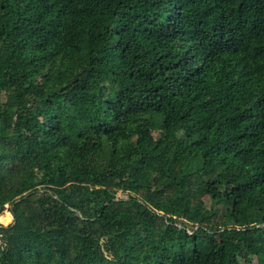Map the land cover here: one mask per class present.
I'll use <instances>...</instances> for the list:
<instances>
[{
	"label": "trees",
	"instance_id": "obj_1",
	"mask_svg": "<svg viewBox=\"0 0 264 264\" xmlns=\"http://www.w3.org/2000/svg\"><path fill=\"white\" fill-rule=\"evenodd\" d=\"M7 206L0 264H264V0H0Z\"/></svg>",
	"mask_w": 264,
	"mask_h": 264
},
{
	"label": "rangeland",
	"instance_id": "obj_2",
	"mask_svg": "<svg viewBox=\"0 0 264 264\" xmlns=\"http://www.w3.org/2000/svg\"><path fill=\"white\" fill-rule=\"evenodd\" d=\"M213 194H214V193L209 192L208 196H209L210 198H212V197H214ZM123 196H124V195H123ZM208 196L205 197V199H206V202L210 203L211 200L209 199ZM5 213H11V212H10V207H9V206H7V210L4 212V214H5ZM1 216H2V215H1ZM12 219H13V218H12ZM12 222H13V220H12L9 224H6V225H5V224H1V223H0V225H1V226H10ZM258 240L261 241L262 243H264V238H263L262 235H259V236H258ZM256 263H257V259L254 258V260H253V264H256Z\"/></svg>",
	"mask_w": 264,
	"mask_h": 264
},
{
	"label": "water",
	"instance_id": "obj_3",
	"mask_svg": "<svg viewBox=\"0 0 264 264\" xmlns=\"http://www.w3.org/2000/svg\"><path fill=\"white\" fill-rule=\"evenodd\" d=\"M10 214L12 215V213H10ZM12 218H13V215H12ZM12 220H13V222H14V218H13ZM13 222H12V223H13ZM12 223H11V224H12ZM259 226L264 227V223L261 224V225H259ZM4 227H8V226H4Z\"/></svg>",
	"mask_w": 264,
	"mask_h": 264
},
{
	"label": "built area",
	"instance_id": "obj_4",
	"mask_svg": "<svg viewBox=\"0 0 264 264\" xmlns=\"http://www.w3.org/2000/svg\"><path fill=\"white\" fill-rule=\"evenodd\" d=\"M117 196L118 197H123V194L121 192H118Z\"/></svg>",
	"mask_w": 264,
	"mask_h": 264
}]
</instances>
